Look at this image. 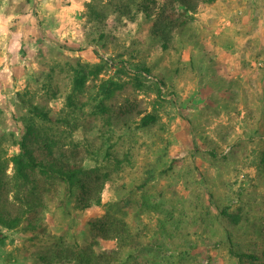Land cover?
I'll list each match as a JSON object with an SVG mask.
<instances>
[{
    "label": "rangeland",
    "instance_id": "1",
    "mask_svg": "<svg viewBox=\"0 0 264 264\" xmlns=\"http://www.w3.org/2000/svg\"><path fill=\"white\" fill-rule=\"evenodd\" d=\"M185 1L0 0V207L34 205L42 225L35 236L0 225V264H83L67 251L78 247L102 264L116 240L90 243L89 222L107 213L132 236L119 264H238L231 248H262L264 0ZM162 6L187 20L165 50L151 30ZM74 58L106 66L74 88ZM109 81L118 87L105 92ZM146 113L156 121L138 127ZM28 127L38 157L49 144L109 173L100 204L79 205L49 177L32 193L15 180L11 156Z\"/></svg>",
    "mask_w": 264,
    "mask_h": 264
},
{
    "label": "trees",
    "instance_id": "2",
    "mask_svg": "<svg viewBox=\"0 0 264 264\" xmlns=\"http://www.w3.org/2000/svg\"><path fill=\"white\" fill-rule=\"evenodd\" d=\"M172 2L173 0H169ZM182 5L187 3L185 0H178ZM202 2L213 3V0H201ZM141 11L146 15H151V10L148 4H141ZM191 10H194V6H189ZM150 13V14H149ZM187 22L186 19L179 16L170 15L167 13V9L163 6L156 15V20L151 27L152 33L158 36L161 40V47L163 50L167 49L172 41V33L175 28L181 27ZM74 64L72 65L73 71V85L74 88H80L85 85V82L92 77H96L98 73L105 69L106 63L91 64L88 62H81L79 59L74 58ZM141 72L149 73V69L145 66L136 67ZM118 87L114 82L109 81L107 84H102V88L105 92L111 91ZM33 108L41 115L47 117V112H44L40 107L33 106ZM156 121V115L154 113H146L140 117L138 127H147L152 125ZM28 132L21 136L16 144L19 147V151L11 156L13 164L14 178L20 181L21 184H30L31 193L41 185L44 177H49L55 181L62 182L64 185V191L68 194L74 195L77 203L83 207L89 206L91 202L100 204L99 190L102 182L109 175L108 172H99V168H85L75 162L70 163L68 159L60 152L55 154L52 147L48 144L47 157H38L33 149L28 145L29 134L32 133V128L28 127ZM108 156V152H107ZM114 163L117 169L123 170L126 165L130 163L128 156L124 155L123 158L114 157ZM259 165L264 169V148L260 151ZM156 169L154 166L144 168V172L141 174L140 182L136 188L143 189L149 182L155 177ZM38 195L37 193H35ZM210 195V194H209ZM40 197V196H38ZM91 201V202H90ZM149 205V204H148ZM151 208L154 205H149ZM40 208H35L34 205H28L23 212L12 214L0 207V225L7 228H19L23 231H30L34 236L42 232L41 216L39 214ZM221 213L227 216L234 223H237L239 216L236 214H230L226 210H222ZM108 213L100 218H96L89 222V231L91 233L92 240L90 243L95 244L97 237L102 239H115L116 250H112L109 253H104L102 256L104 260L102 264H119L120 257L119 252L122 251L127 245L132 242V236L126 228V224L123 221H119L113 218H108ZM263 245L259 250L247 249H233L231 253L237 258L238 264H264V227L262 230ZM67 251L73 255L72 259L77 260L83 264H101L93 263L91 261V255L89 248L81 249L69 248ZM86 256V258H85ZM40 260H47L45 256H39ZM58 259H60L58 257Z\"/></svg>",
    "mask_w": 264,
    "mask_h": 264
}]
</instances>
